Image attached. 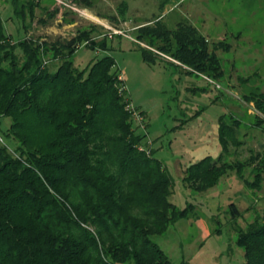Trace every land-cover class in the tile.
<instances>
[{"label":"trees","instance_id":"obj_1","mask_svg":"<svg viewBox=\"0 0 264 264\" xmlns=\"http://www.w3.org/2000/svg\"><path fill=\"white\" fill-rule=\"evenodd\" d=\"M136 39L146 43L138 47L149 64L161 53L177 62L166 59L170 65L223 75L215 55L221 44L210 46L187 22L168 28L156 21L140 27ZM104 41L79 30L51 47L60 59L51 71L44 44L11 42L0 16V127L8 118L3 133L15 141L0 134V264H174L153 237L187 217L191 206L170 201L167 170L140 147L113 57L92 59L85 69L73 65L78 45L94 49ZM244 98L264 116V92ZM254 118V125L264 122ZM236 123L219 117L222 150L185 167L189 188L206 191L228 171L239 172L241 165L223 159L229 143L242 144ZM231 214L239 215L233 203ZM236 243L244 256L239 264H264V221L240 229Z\"/></svg>","mask_w":264,"mask_h":264},{"label":"rangeland","instance_id":"obj_2","mask_svg":"<svg viewBox=\"0 0 264 264\" xmlns=\"http://www.w3.org/2000/svg\"><path fill=\"white\" fill-rule=\"evenodd\" d=\"M0 16L11 42L29 39L49 51L45 67L54 71L58 46L78 34L104 46L81 43L73 65L85 69L92 59H114L113 71L123 80L125 98L141 121L132 128L142 136L141 148L159 159L171 179L170 201L191 206L185 218L170 224L153 240L174 264H239L243 250L236 239L240 229L264 221V116L244 96L264 92V0H0ZM156 21L174 28L187 22L215 50L223 75L218 79L168 64L167 55L153 64L145 62L136 39L140 27ZM16 52L20 53L16 49ZM177 63L176 61L172 60ZM190 72V73H189ZM236 121L239 146L229 143L224 160L241 165L222 176L212 188L196 192L182 181L184 169L205 156L221 152L218 119ZM9 124L4 118L0 134ZM139 147V148H140ZM140 148V149H141ZM258 174L259 185L251 186ZM231 203L239 215L231 214Z\"/></svg>","mask_w":264,"mask_h":264},{"label":"built area","instance_id":"obj_3","mask_svg":"<svg viewBox=\"0 0 264 264\" xmlns=\"http://www.w3.org/2000/svg\"><path fill=\"white\" fill-rule=\"evenodd\" d=\"M127 109L131 112L132 117H135V118H137L138 120L141 121L140 115H138V114L135 113V111L131 108V105L130 104L127 106ZM0 141H2V138L1 137H0Z\"/></svg>","mask_w":264,"mask_h":264},{"label":"crops","instance_id":"obj_4","mask_svg":"<svg viewBox=\"0 0 264 264\" xmlns=\"http://www.w3.org/2000/svg\"><path fill=\"white\" fill-rule=\"evenodd\" d=\"M120 78H121V76H120Z\"/></svg>","mask_w":264,"mask_h":264}]
</instances>
